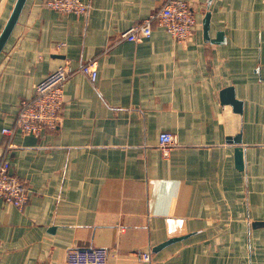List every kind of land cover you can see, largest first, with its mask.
<instances>
[{"label":"crops","instance_id":"0c3cea01","mask_svg":"<svg viewBox=\"0 0 264 264\" xmlns=\"http://www.w3.org/2000/svg\"><path fill=\"white\" fill-rule=\"evenodd\" d=\"M15 1L0 0V33ZM81 1L78 16L27 0L0 53V157L30 191L22 211L0 199V264H66L71 248L109 264H264V0H186L197 25L181 44L157 26L120 38L165 0ZM90 61L95 82L78 71ZM63 64L59 127L3 134ZM227 87L241 112L221 103ZM161 132L177 142L167 157Z\"/></svg>","mask_w":264,"mask_h":264},{"label":"built area","instance_id":"2783aa9c","mask_svg":"<svg viewBox=\"0 0 264 264\" xmlns=\"http://www.w3.org/2000/svg\"><path fill=\"white\" fill-rule=\"evenodd\" d=\"M43 6L61 15H86L89 3L81 0H43ZM197 25L195 12L186 0H165L158 10L120 34V38L141 42L152 34L154 26L164 29L177 43L190 41ZM78 71L91 82L97 80L98 72L90 61ZM68 64H63L50 72L35 85L33 95L21 100L15 116L13 128H4L3 134L10 135L15 130L24 134L39 135L44 130H55L62 119L64 105V85L72 75ZM176 138L169 132H161L158 145L163 156H168L176 146ZM30 198L29 189L13 172L8 159L0 157V199L22 211ZM140 259L151 264V253H142ZM66 264H109L107 250L103 248H71L66 253Z\"/></svg>","mask_w":264,"mask_h":264},{"label":"water","instance_id":"95a60500","mask_svg":"<svg viewBox=\"0 0 264 264\" xmlns=\"http://www.w3.org/2000/svg\"><path fill=\"white\" fill-rule=\"evenodd\" d=\"M27 0H16L14 3V6L12 8V11L0 33V53L2 52L5 44L7 43L13 28L15 27L19 16L21 14V11L25 5ZM209 15H206V18L204 20V25H203V29H204V37L205 39L209 40V36H208V28H209ZM218 38L215 40V43L220 41L221 35L218 34L217 35ZM220 101L222 104H229L233 107L235 112H241V108H242V103L237 100L235 98L234 95V90L232 87H227L224 88L223 90H221L220 92ZM229 141L233 144L236 145L235 148V165L239 170H242L244 168V155H243V148L240 147V136H237L235 138L229 139ZM258 225H262V223H257ZM175 239H171L168 240L166 242H163L162 244H160L159 246H157V248H155V251H157L158 249H161L165 246H167L168 244L174 242Z\"/></svg>","mask_w":264,"mask_h":264}]
</instances>
